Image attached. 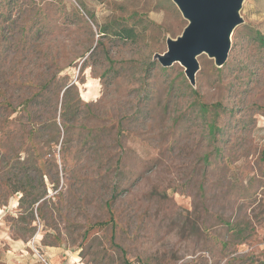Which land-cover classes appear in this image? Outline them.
<instances>
[{
	"label": "rangeland",
	"instance_id": "rangeland-1",
	"mask_svg": "<svg viewBox=\"0 0 264 264\" xmlns=\"http://www.w3.org/2000/svg\"><path fill=\"white\" fill-rule=\"evenodd\" d=\"M240 15L191 85L154 58L171 0H0V264H264V0Z\"/></svg>",
	"mask_w": 264,
	"mask_h": 264
},
{
	"label": "water",
	"instance_id": "water-1",
	"mask_svg": "<svg viewBox=\"0 0 264 264\" xmlns=\"http://www.w3.org/2000/svg\"><path fill=\"white\" fill-rule=\"evenodd\" d=\"M186 20L180 35L166 38V50L154 58L166 67L178 62L191 85L198 70L197 57L206 54L215 66L227 59L231 35L242 23L243 0H171Z\"/></svg>",
	"mask_w": 264,
	"mask_h": 264
},
{
	"label": "trees",
	"instance_id": "trees-1",
	"mask_svg": "<svg viewBox=\"0 0 264 264\" xmlns=\"http://www.w3.org/2000/svg\"><path fill=\"white\" fill-rule=\"evenodd\" d=\"M102 32H104V31H102ZM117 35L122 36L123 38H129V37H132V36H133L132 31H131V30H126V29H124L123 32L118 33ZM256 36H257V38H258L260 41H263V42H264V40H263V36H262L261 34H259V33L257 32V33H256Z\"/></svg>",
	"mask_w": 264,
	"mask_h": 264
}]
</instances>
